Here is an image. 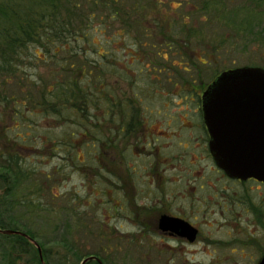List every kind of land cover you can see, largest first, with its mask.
Here are the masks:
<instances>
[{"label": "rangeland", "instance_id": "1", "mask_svg": "<svg viewBox=\"0 0 264 264\" xmlns=\"http://www.w3.org/2000/svg\"><path fill=\"white\" fill-rule=\"evenodd\" d=\"M119 1L127 9L135 6L141 10L140 21L131 18L137 13L128 22L112 16L116 6L111 4L105 9L102 4L97 8L88 4L85 8L86 11L92 7L97 15H103L107 9L103 21L91 18L90 27L85 29L89 43L80 41L79 53L92 64L103 62V74L93 73L87 79L76 63L60 67L69 55L68 50L32 46L15 60V76L4 81L0 89V163L3 156L12 155L22 161L31 176L15 189V204L3 208V218L8 221V212L23 213L30 198L53 207L54 210H41L39 214L38 210L25 214L22 221L34 232L42 233L50 250L59 255L64 247L56 243L69 223V211L63 207H73L71 212L75 211V216L70 219L75 230H69L63 239H75L70 242L75 245V258L97 250L106 264H255V250L264 245V200L260 199L264 190L254 189L253 184L252 189L248 184L240 186L213 171L210 160L205 159L203 144L197 140L202 130L183 121H195L192 110L197 105L198 93L222 69L241 65L264 67V0L256 5L250 0H223L226 7H234L239 19L244 11L249 13L244 21L251 26L248 32L236 31L232 23L210 16L208 9H199L202 0ZM217 14L224 17L222 12ZM158 19L170 23L164 38L170 33L181 45L165 42L161 34L147 31L148 27L155 30L152 21ZM181 25L199 29L190 44L181 43ZM80 77V84L87 85L92 92L97 90V100L100 104L104 101V106L97 108L86 106L90 115L81 109L84 106L72 107L56 96L60 85ZM107 78L114 84L112 99L116 106L128 113L132 107L140 106L144 120L155 123L159 134L175 132L169 138L157 135L162 143H166L165 139L170 141L165 153L185 155L174 157L176 166L164 169L162 183L150 179L144 171L146 161L139 157H122L121 161L115 157L109 175L105 140ZM38 95L48 97V102L54 101L50 104L57 110L47 105L43 110L36 107ZM191 157L203 159L192 164ZM204 166L205 172H192ZM3 185L0 181V196L4 193ZM39 185L42 188L36 199L35 189ZM16 197L24 202L17 204ZM246 199L255 200L262 223L255 226L254 221L246 220H254L250 210L245 211L240 205L248 202ZM153 200L159 202L156 208L152 206ZM163 201L168 203L169 211L185 212L188 216L186 212L191 211L196 222L204 219L200 241L191 245L175 241L168 247L167 239L153 224L156 213L165 209ZM140 203L145 205L138 206Z\"/></svg>", "mask_w": 264, "mask_h": 264}, {"label": "trees", "instance_id": "2", "mask_svg": "<svg viewBox=\"0 0 264 264\" xmlns=\"http://www.w3.org/2000/svg\"><path fill=\"white\" fill-rule=\"evenodd\" d=\"M135 1L134 3L136 4ZM252 1L253 5L259 2V0H250V3ZM88 4H92L93 8H97V5L102 4L104 9L108 8V5L111 4L116 6L113 7L114 11H111L112 16L119 17L122 21L128 22L127 20L133 14L137 13V15L131 18L133 21H140L141 10H136L135 6L127 9L121 5L119 0H0V89L3 88L4 81L10 80V77L15 76V60L20 58L22 52L29 50L32 46L50 51L53 49L56 51L68 50L69 55L64 58V62L61 61L60 67L66 65L73 66L74 63H76L81 70V74H84V77L87 79H89V76H92L93 73L103 74L106 70L103 62L92 64L87 61L85 56L81 57L79 55L80 51H82L80 49V41L84 40L86 43H89L88 39H86L85 34L87 33L85 29L90 27L91 18L95 17L103 21L107 13L106 9L103 15H97L98 12L92 7L87 8L85 11ZM198 4L199 9H208L211 11L210 16L221 17L226 23H232L236 31L246 30V32H248L251 30V26L244 23L246 16H250L247 11H244L239 19V17L236 16L237 12L234 10V7H226L223 0H202ZM261 7L264 9V4H262ZM229 8L230 11L226 13ZM218 11L222 12L224 17H222L221 14H217ZM248 17L247 22H249ZM161 19L153 20L152 24L155 26V30L148 27L147 31H151L154 35L156 32L161 34L160 36L162 39L166 40L165 42L174 43L176 46L181 45L177 39L173 40L171 38L172 35L170 33L164 38L163 33L166 30H170V23ZM235 19H237V21H235ZM241 24L244 25L241 27ZM104 29L105 27H103V30ZM94 30H97V28H94ZM196 30L199 31V29H194L192 26L187 29L185 25H181L180 32L184 33L181 40L182 45H186L187 43L190 44L189 40L192 36L195 37ZM50 46L53 47L51 48ZM52 53L54 54L55 51H52ZM79 58L84 59L80 60ZM87 65L89 66L86 67ZM79 69L78 71H80ZM85 70L87 71L85 72ZM80 81H82V77L72 79L68 81L67 84H58L60 85L58 88L60 92L56 96L60 100L69 103L72 107H77V105H79L78 107L80 108V106H84L81 109L85 110V113L90 115L92 113L87 112L86 106H94L92 108H97L103 105L104 101H101L100 104L97 100L99 98V92L97 90L93 92L87 90V85H81ZM94 81H96V78ZM35 102H37L36 107L42 110L46 105L50 106L54 111L57 110V107L50 104L52 102L54 103V101L48 102V97L45 95H38ZM1 155L3 156V154ZM3 158L4 161L0 163V181L4 183V193L0 196V264H79V261L86 256H95L102 264H106L105 258L101 256L97 250L79 254L77 258H75V245L70 243L75 239L73 238L71 241L63 239L66 237V233L69 230L72 228L75 230V223H71L70 219L72 216H75V211L71 212V209L74 210L73 207H70V209L68 206L63 207L68 209L65 211H69V223H66L65 233L61 235L60 239H58L59 242L56 243L62 244L64 247L59 255L50 250V247L47 246L46 241L43 239L42 233L38 234L34 232L27 227V223L24 220L22 221L25 214L29 215V213L36 212L37 210V214H39L41 210H54L53 207L48 208L39 200L30 198L25 203L28 208L26 207L27 209L23 213H18L17 215L16 213L8 212L5 217L8 221L3 218V208H7L9 204H15V189L21 187L23 185L22 181L31 176V171H27L22 166V161L15 160V157L12 155L8 157L3 156ZM14 166L17 167V169H14ZM41 188V185H39V188L36 187L34 198L39 199ZM23 202V200L16 197L17 204L20 205V203ZM1 229H11L19 232L3 233ZM27 235L39 245L40 251H38L34 243L28 239ZM70 255L73 256V258H71ZM98 259L90 258L84 262V264H99ZM51 260H53V262H51Z\"/></svg>", "mask_w": 264, "mask_h": 264}, {"label": "water", "instance_id": "3", "mask_svg": "<svg viewBox=\"0 0 264 264\" xmlns=\"http://www.w3.org/2000/svg\"><path fill=\"white\" fill-rule=\"evenodd\" d=\"M200 97L209 134L208 148L216 164L231 177L252 175L264 181V67L241 65L222 69L207 83ZM159 225L190 239L196 233L194 227L164 214ZM28 239L40 251L39 245L29 236ZM90 258L98 259L86 256L79 264ZM257 264H264V254Z\"/></svg>", "mask_w": 264, "mask_h": 264}, {"label": "flooded vegetation", "instance_id": "4", "mask_svg": "<svg viewBox=\"0 0 264 264\" xmlns=\"http://www.w3.org/2000/svg\"><path fill=\"white\" fill-rule=\"evenodd\" d=\"M206 85L207 83L205 84V86ZM113 88H114V84H111V79L109 78L108 80L107 78L106 79V96H108L109 105L106 106V113L108 117L106 118L107 136L105 135V140H106V152H107L106 153V164L109 170V175L111 176L112 162L114 161L115 157H120V161L122 157H139L140 159L146 161L147 167H146V170L144 171L145 173L150 174V179L152 180L153 178L157 182L162 183V178L166 176L164 169L166 171L167 166L169 165H171V167H175L176 162H175L174 157H184L185 155H181V154L175 155L173 153H167V152L165 153L163 150L165 148H168V149L170 148V141L168 139H165L166 143H162L159 141V138H157V135L169 138L170 135H175V132H172V133L165 132L164 134L166 136L159 134L158 131H155V123L150 124L149 122L146 121V119L144 120L143 113H141V110L139 108L140 106H137L135 108L132 107L130 109V113H128L122 107L116 106V102L112 99V95L114 96ZM201 93L200 94L198 93L197 105L192 110V114H194L195 121L192 122L191 119L185 118V121L183 122L189 127L197 126L202 130L203 134H201L200 137L197 138V140H199L200 144H203L204 146V150L206 152L205 159L210 160L213 171L221 172L222 175H225L229 180L237 183L238 185L244 186L248 184L249 189H252V186L250 185L253 184L254 189L262 188L264 190L263 180L257 179L256 177L252 175L245 176V177H231L220 166L216 164L208 148L209 134H208L205 122H204V118H203V111L201 107V97H200ZM115 117L117 118V121L114 120ZM186 144L187 145L190 144L189 138H186ZM191 159L192 161H190V163L195 164L196 159L200 160L203 158L202 157H191ZM121 164L122 163H120V170L122 169ZM179 167H180V164H179ZM205 167L206 166L200 169L195 168L192 170V172L195 173V171H198V170L205 172L207 169V167L206 169ZM160 186H162V184ZM154 187L156 189L155 185ZM263 196H264V193H263ZM239 199L241 198L239 197ZM260 199L264 200V197ZM165 200L167 201L168 199H165ZM246 200L248 202L240 203V205L245 209V211L250 210L252 214V218L254 219V220H250L246 218V220L254 221L253 225L255 226H256V223L257 224L262 223L261 219L258 218L260 214L258 212L259 208L255 207V200H251V199H246ZM260 203L262 204V201ZM161 204L165 205V209L160 210L158 213H156L157 215H155V218H154L155 221L153 224H154V227L157 228L158 232H160V234H162L165 237V239H167L168 247H170V242L181 241V242L191 245L201 240L203 235L201 233L200 225L203 223L204 219L200 220L199 222H196L193 215L190 214L191 211L186 212L189 214L188 216V215L183 214L185 212H180L177 210H175L174 212H172L171 210L169 211L168 203H166L165 201H163ZM144 205L145 203H140L138 206L143 207ZM158 205H159V202L153 200L152 206L156 208V206ZM163 214L166 216L178 218L179 220H181V222H185L188 225L194 227L196 230L194 237L190 239L187 235L180 234L176 230H173L167 226L161 227L159 225V218ZM161 250L162 252H165V250L163 249ZM255 251L258 252V256L256 255L255 257L257 258L255 264H257L258 261L261 259L262 255L264 254V245L261 244V248Z\"/></svg>", "mask_w": 264, "mask_h": 264}]
</instances>
